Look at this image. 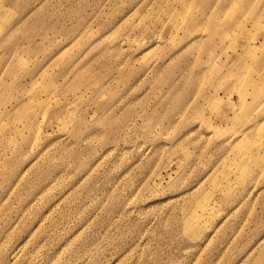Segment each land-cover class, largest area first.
Instances as JSON below:
<instances>
[{"label": "rangeland", "instance_id": "rangeland-1", "mask_svg": "<svg viewBox=\"0 0 264 264\" xmlns=\"http://www.w3.org/2000/svg\"><path fill=\"white\" fill-rule=\"evenodd\" d=\"M263 55L264 0H0V264H264Z\"/></svg>", "mask_w": 264, "mask_h": 264}, {"label": "bare ground", "instance_id": "bare-ground-1", "mask_svg": "<svg viewBox=\"0 0 264 264\" xmlns=\"http://www.w3.org/2000/svg\"><path fill=\"white\" fill-rule=\"evenodd\" d=\"M258 47V46H257ZM256 49V46L254 48V50ZM256 63L260 66H263L264 65V55L262 57H259L256 59Z\"/></svg>", "mask_w": 264, "mask_h": 264}]
</instances>
